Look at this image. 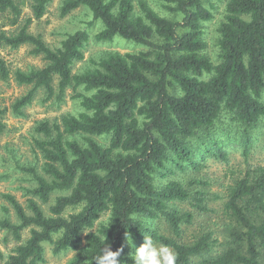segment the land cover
Segmentation results:
<instances>
[{
	"label": "trees",
	"instance_id": "16d2710c",
	"mask_svg": "<svg viewBox=\"0 0 264 264\" xmlns=\"http://www.w3.org/2000/svg\"><path fill=\"white\" fill-rule=\"evenodd\" d=\"M158 1L167 16L144 0H61L60 18L88 12L87 29L99 26L96 42L119 39L144 49L103 52L73 73L84 61L88 30L50 47L29 28L53 0H0V49L28 47L43 61L11 73L0 54V81L29 88L0 110V134L5 114L24 118L39 92L42 102L59 104L70 90L78 105L75 114L34 124L37 163L15 161L30 185L22 189L24 206L1 195L9 206L2 207L1 241L13 246L0 249V264H45V245L55 255L74 253L67 264H100L105 244L122 249L118 264H132L144 235L172 249L176 264H264V167L248 162L259 140L252 134L264 129V0ZM223 1L212 60L204 25ZM235 146L245 169L216 198L223 201L213 222L205 204L209 184L198 177L210 160L227 164ZM195 215L206 223L185 237ZM216 233L224 249L205 257Z\"/></svg>",
	"mask_w": 264,
	"mask_h": 264
},
{
	"label": "rangeland",
	"instance_id": "374dc122",
	"mask_svg": "<svg viewBox=\"0 0 264 264\" xmlns=\"http://www.w3.org/2000/svg\"><path fill=\"white\" fill-rule=\"evenodd\" d=\"M135 4L139 0H133ZM158 13L163 16H167L158 0H144ZM61 0H53L51 5L47 8L46 14L39 20L34 21L29 28L30 33L34 35H41L43 40L50 47H58L60 42L66 37L67 34H71L77 30L87 29V23L90 21L88 12L83 9L76 10L64 18H60L58 13V7ZM223 2L215 4L213 11V19L204 25V38L207 43V55L214 60L216 56L215 41H216V28L219 21L222 19L223 14ZM23 15L29 16L30 9L28 8L27 1L22 7ZM1 23V21H0ZM99 26L94 25L88 30L91 36L89 45L85 50L84 61L76 63L72 71L73 73H80L85 69L91 67L90 60H97L103 52H119L121 54L138 52L144 50L142 47L135 46L131 43L124 42L116 39L112 43H99L93 39V36L98 31ZM7 29V28H4ZM1 56L7 62L11 73L16 70L27 71L31 68H40L43 66V61L40 58L29 55L28 47H20L17 50L0 49ZM29 88L16 85L13 78H10L7 82L0 81V110L4 108L9 109L13 101L24 95ZM72 92L68 90L63 102L54 103L53 101L42 102L44 95L39 92L33 101V103L26 108L24 118H16L8 111L4 116V122L6 124V131L0 134V216L2 215V207L9 208L8 204L3 200L1 195L10 194L21 204L25 205L26 197L22 189L28 187L30 184L25 181V176L16 168L15 161L18 162V166H26L37 163L35 160V154L33 152L32 141V128L37 121L43 119L53 120L59 118L64 114H75L78 111L77 102L72 98ZM264 129L256 130L253 132L252 137L259 139L252 147L251 153L248 158V162L253 166L264 167ZM241 148L235 146L230 150L229 162L226 164L220 161L210 160L208 166L200 174V179L209 184L206 189L208 192L207 201L205 204L210 212L207 213L212 217L211 221L218 222L216 217H220L219 211L221 210V204L223 199H216L217 197L223 198L225 195V188L231 183L239 171L245 169L244 158L241 155ZM182 209H188V205H181ZM44 209H47L44 207ZM215 211V213H213ZM10 216L14 220L13 212L10 210ZM106 219L103 216L99 222ZM206 223L204 216L195 215L193 225L188 227L185 231V237H190L193 231L197 230L200 226ZM219 223V222H218ZM157 227L162 229V224H157ZM217 243L213 245L212 251L205 257L216 255L221 252L224 247L222 242L224 241L221 234L216 233ZM28 237V231H24L23 239ZM0 236V249L4 253L13 246L11 241H8L7 246L1 241ZM133 249V247H132ZM128 250V248H127ZM131 250L129 249L128 252ZM133 254V253H131ZM74 253L67 252L61 254H53L52 247L45 245L44 257L45 264H67V262L73 257ZM202 258L195 259L197 263Z\"/></svg>",
	"mask_w": 264,
	"mask_h": 264
},
{
	"label": "clouds",
	"instance_id": "9594fccd",
	"mask_svg": "<svg viewBox=\"0 0 264 264\" xmlns=\"http://www.w3.org/2000/svg\"><path fill=\"white\" fill-rule=\"evenodd\" d=\"M125 241L131 243V237L125 234ZM121 250L112 252L109 246L101 250L100 264H118ZM177 256L168 246L159 244L149 235H144L143 243L131 255L132 264H176Z\"/></svg>",
	"mask_w": 264,
	"mask_h": 264
}]
</instances>
